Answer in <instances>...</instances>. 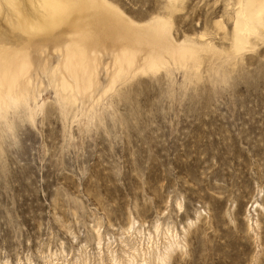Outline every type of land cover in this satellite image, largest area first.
Masks as SVG:
<instances>
[{"label": "rangeland", "instance_id": "374dc122", "mask_svg": "<svg viewBox=\"0 0 264 264\" xmlns=\"http://www.w3.org/2000/svg\"><path fill=\"white\" fill-rule=\"evenodd\" d=\"M0 264H264V0H0Z\"/></svg>", "mask_w": 264, "mask_h": 264}, {"label": "bare ground", "instance_id": "6f19581e", "mask_svg": "<svg viewBox=\"0 0 264 264\" xmlns=\"http://www.w3.org/2000/svg\"><path fill=\"white\" fill-rule=\"evenodd\" d=\"M92 16H94L95 25L90 26V17ZM65 21L73 28V32L77 36L73 41L76 45L95 42L101 39L102 34L105 36H117L123 41H128L130 38V31L122 19L103 5L97 7L95 12L90 13L77 5L67 6L63 4L58 9L57 22ZM41 28H44V25ZM95 31H99L100 35H95ZM151 36V41L156 40L157 42L164 37L163 33L160 32L151 33ZM70 56L73 60L80 59L82 61L85 57L84 49H76L74 54L73 50H71Z\"/></svg>", "mask_w": 264, "mask_h": 264}]
</instances>
